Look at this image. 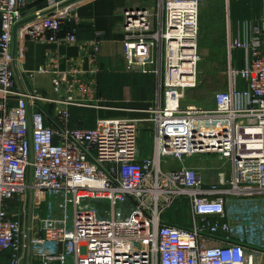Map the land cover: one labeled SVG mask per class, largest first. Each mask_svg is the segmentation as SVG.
Listing matches in <instances>:
<instances>
[{"label":"built area","instance_id":"1","mask_svg":"<svg viewBox=\"0 0 264 264\" xmlns=\"http://www.w3.org/2000/svg\"><path fill=\"white\" fill-rule=\"evenodd\" d=\"M153 1L121 12L125 71L156 80L148 118H97L84 128L71 126L70 108L107 109L97 97L98 44L87 53L89 69L70 62L54 73V97H40L19 86L13 41L59 42L61 4L48 0L27 19V0H0V254L8 264H264V247L234 239L226 210L229 198L264 196V21L249 38L229 40L230 54L244 52V67H230L226 89L201 108L183 100L198 84L206 0ZM64 41L76 43V28ZM42 101L63 107L49 112ZM146 124L152 153L143 157ZM203 156L228 165L213 183L183 165ZM16 197L28 205V225L5 210ZM47 199H59L60 218L40 217ZM178 202L187 203L192 227L164 220Z\"/></svg>","mask_w":264,"mask_h":264},{"label":"crops","instance_id":"2","mask_svg":"<svg viewBox=\"0 0 264 264\" xmlns=\"http://www.w3.org/2000/svg\"><path fill=\"white\" fill-rule=\"evenodd\" d=\"M48 0H27L24 15L31 19L35 13L45 12ZM61 4V13L66 20L63 25L57 43L40 42L32 39H25L20 46L16 45L14 38V51L16 58V76L19 78V86L25 90L43 98L54 97L52 80L54 73H62L68 64L74 63L83 70L90 68L87 58L88 51L93 45L98 44L96 56L99 97L107 109H100L93 114V122L96 118L110 119H137L145 118V110L153 104L156 99V80L152 76L130 74L125 71L123 61L121 32L123 9L130 7L151 8L153 0H57ZM239 14V15H237ZM264 21V10L260 0H206L200 9L199 22L203 39L210 38L203 44H213L225 46L229 60V68L236 65L241 54L243 66L246 56L242 51L228 52L229 40L238 38L247 39L250 37L251 28L254 24ZM68 23V24H67ZM72 28H76L75 44H67L64 41L65 34ZM1 34V30H0ZM223 45V46H222ZM20 48L22 49L20 51ZM236 54V57H235ZM39 66L46 67L50 72L39 73ZM241 67V68H242ZM234 68V67H232ZM20 86V88H21ZM244 88V84H240ZM11 108L15 105L16 97L10 98ZM213 99V98H212ZM103 104V105H104ZM211 104V105H210ZM209 105L201 108H212L213 101ZM44 110L53 112V109H61L62 103L49 104L45 101L40 105ZM200 107V106H199ZM75 108H70L71 110ZM83 109V108H77ZM72 116V114H71ZM54 125V124H53ZM150 131V130H149ZM152 153V143L149 155ZM141 154V151H140ZM149 155H141L147 157ZM201 159V160H200ZM186 159L183 165L187 168H195L202 174L204 182H215V175L212 182L209 175L204 178L205 164L203 156ZM189 162V163H188ZM227 170V169H226ZM229 201L227 206V221L234 227V239L249 245H264V196L249 200ZM23 204L16 197L5 202L4 207L10 218L8 210L12 204ZM28 212V225L30 220V210ZM40 215V212H39ZM187 219V217H186ZM20 220V219H19ZM165 220V219H164ZM166 221V220H165ZM226 221V222H227ZM168 222V221H166ZM185 224L187 228L192 227V219L188 211V219ZM175 225L186 227L185 224L174 222ZM210 246H217V241H210ZM8 254H0V264H8ZM22 264H36L25 258Z\"/></svg>","mask_w":264,"mask_h":264},{"label":"rangeland","instance_id":"3","mask_svg":"<svg viewBox=\"0 0 264 264\" xmlns=\"http://www.w3.org/2000/svg\"><path fill=\"white\" fill-rule=\"evenodd\" d=\"M209 39H210L209 37L203 39L201 35V41L204 40L203 42H208L210 41ZM198 50H199L198 53L200 55V62L197 66V83H198L197 88L194 90L187 91L185 93L183 103L185 105H195V106L205 107L210 104L213 96L216 93L222 92L226 89L227 84L229 82L228 80L229 60L225 46L221 47V45L219 44L209 45L202 43V45L198 47ZM241 55L238 58H235V61L237 60L238 62L237 63L238 68H241L243 66V58L241 57ZM232 67L236 69V65L233 64ZM99 96L100 95L98 91L97 97L100 98ZM149 108H147L145 111L147 112ZM85 110L89 112L90 111L95 112V110L92 109L91 110L85 109ZM146 112L144 113L146 116L145 118H148V113ZM92 121L93 120L87 123L89 124ZM94 123L89 125L87 124L86 126H82V127L91 128L90 126H92ZM71 126L77 127V124ZM150 135L151 133L149 131V126L147 124L143 125L142 132L139 138V148L141 151V155H149L150 153L151 150ZM204 161H206L207 163H202L205 164L204 166L205 169L204 171H202V173L204 174L205 179L208 175L210 176L208 180L210 182H212L213 176L217 170L228 169L227 164L223 163L222 161H220L215 157H207V159H204ZM56 201L59 202V199L57 200L47 199L46 202L42 204L40 210L41 218H45V217L60 218V213L57 212L55 209ZM27 207L28 205L25 203L18 204L14 202V204H12L11 209L8 210V213L10 216H13L16 219H18L20 224H26L28 221ZM188 209L189 207L187 203L178 202L175 204L173 208H171L167 213L164 214V219L169 222H177L179 224L184 225L186 223L185 221H187L188 219V211H189ZM69 216L71 217V214H69ZM185 226L187 227L189 226V224H185ZM256 246L259 248L264 247V245L262 244L259 245L256 244Z\"/></svg>","mask_w":264,"mask_h":264},{"label":"trees","instance_id":"4","mask_svg":"<svg viewBox=\"0 0 264 264\" xmlns=\"http://www.w3.org/2000/svg\"><path fill=\"white\" fill-rule=\"evenodd\" d=\"M199 27H200V22H199ZM199 31H200V33H199L198 47L201 46V29L200 28H199ZM71 114H72L71 125L77 124V126L80 125L82 127V126H86L88 124L87 122H90L91 120H93V114L90 113L89 111L85 110V109H82V110L77 109V108H75V110L72 109ZM92 123H94V122L92 121L89 124H92ZM93 125L90 127H93ZM168 223L175 225L174 222L168 221Z\"/></svg>","mask_w":264,"mask_h":264}]
</instances>
